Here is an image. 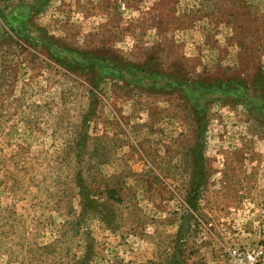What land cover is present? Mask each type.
<instances>
[{"label":"rangeland","instance_id":"rangeland-1","mask_svg":"<svg viewBox=\"0 0 264 264\" xmlns=\"http://www.w3.org/2000/svg\"><path fill=\"white\" fill-rule=\"evenodd\" d=\"M263 237L264 0H0V264Z\"/></svg>","mask_w":264,"mask_h":264},{"label":"built area","instance_id":"built-area-1","mask_svg":"<svg viewBox=\"0 0 264 264\" xmlns=\"http://www.w3.org/2000/svg\"><path fill=\"white\" fill-rule=\"evenodd\" d=\"M210 264H264V237L256 244L220 246Z\"/></svg>","mask_w":264,"mask_h":264},{"label":"trees","instance_id":"trees-1","mask_svg":"<svg viewBox=\"0 0 264 264\" xmlns=\"http://www.w3.org/2000/svg\"><path fill=\"white\" fill-rule=\"evenodd\" d=\"M134 68L133 65L129 64V65H126V68ZM262 77H261V74H257L254 79L252 80V86H254L257 90L259 88V86H257V84H261L262 83ZM221 85H227L226 88H220ZM191 87H194V88H202L204 91H208L209 90H214V89H218L220 88V90H222L223 92H226L227 94H232L236 91H238V88H243L244 87V84L242 83L241 80H238V79H231L227 82H223V83H220V84H215V83H212L210 88L208 86H203V85H198L196 83H192V86ZM225 89H227L225 91ZM225 93V94H226ZM250 100H253V99H250ZM255 101V99H254ZM196 111H197V108H196ZM197 175V174H195ZM195 175L193 177V182L195 183ZM200 187V185H191V188H190V191H192V194L191 196L188 197V201H189V206L190 207H194V201L196 200V190L195 189H198Z\"/></svg>","mask_w":264,"mask_h":264}]
</instances>
